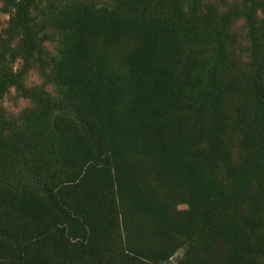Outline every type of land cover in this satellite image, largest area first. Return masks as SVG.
I'll return each instance as SVG.
<instances>
[{"label": "trees", "instance_id": "1", "mask_svg": "<svg viewBox=\"0 0 264 264\" xmlns=\"http://www.w3.org/2000/svg\"><path fill=\"white\" fill-rule=\"evenodd\" d=\"M0 13V264H264V0Z\"/></svg>", "mask_w": 264, "mask_h": 264}, {"label": "rangeland", "instance_id": "2", "mask_svg": "<svg viewBox=\"0 0 264 264\" xmlns=\"http://www.w3.org/2000/svg\"><path fill=\"white\" fill-rule=\"evenodd\" d=\"M7 17L0 13V28L3 26V24L6 22ZM8 105V104H7ZM24 104H19L15 102H10L8 105V109L13 112H18Z\"/></svg>", "mask_w": 264, "mask_h": 264}]
</instances>
